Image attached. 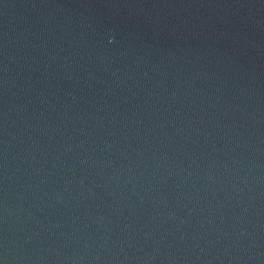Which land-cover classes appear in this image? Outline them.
<instances>
[{
  "label": "water",
  "instance_id": "obj_1",
  "mask_svg": "<svg viewBox=\"0 0 264 264\" xmlns=\"http://www.w3.org/2000/svg\"><path fill=\"white\" fill-rule=\"evenodd\" d=\"M0 264H264V0H0Z\"/></svg>",
  "mask_w": 264,
  "mask_h": 264
}]
</instances>
